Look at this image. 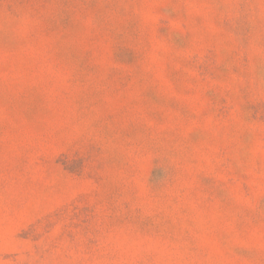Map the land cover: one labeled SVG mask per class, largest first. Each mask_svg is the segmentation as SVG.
Returning a JSON list of instances; mask_svg holds the SVG:
<instances>
[{"label": "rangeland", "instance_id": "obj_1", "mask_svg": "<svg viewBox=\"0 0 264 264\" xmlns=\"http://www.w3.org/2000/svg\"><path fill=\"white\" fill-rule=\"evenodd\" d=\"M0 264H264V0H0Z\"/></svg>", "mask_w": 264, "mask_h": 264}]
</instances>
